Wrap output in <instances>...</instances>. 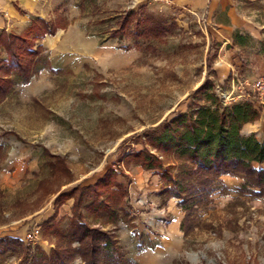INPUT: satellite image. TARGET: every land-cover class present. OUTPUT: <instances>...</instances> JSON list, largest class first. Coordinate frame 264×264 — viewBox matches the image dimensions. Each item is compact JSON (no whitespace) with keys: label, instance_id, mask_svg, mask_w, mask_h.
<instances>
[{"label":"rangeland","instance_id":"obj_1","mask_svg":"<svg viewBox=\"0 0 264 264\" xmlns=\"http://www.w3.org/2000/svg\"><path fill=\"white\" fill-rule=\"evenodd\" d=\"M171 1L58 0L48 14L37 16L56 31L40 42L44 49L29 81L16 83L0 102V236L22 237L38 228L39 239L52 247L56 229L65 230L70 215L68 199L54 200L58 192L91 182L110 167L137 166L122 164L125 155L141 148L135 135L204 103V94L191 91L206 77L214 89L221 86L222 104L248 102L259 108L258 119L242 125L239 133H253L264 143V101L243 83L246 77L215 81L220 43L204 16ZM129 10L165 17L177 27L159 39L136 41L128 30L111 36ZM5 58L0 49V65ZM44 149L63 158L69 175L50 170ZM227 186L218 185L196 203L176 236L157 232L160 251L167 247L170 252H162L153 264H264V195ZM81 212L86 214L85 204ZM53 213V227L45 229ZM118 213L123 221L129 217L124 209ZM164 214L172 218L169 211ZM18 257V251H7L0 254V264H13Z\"/></svg>","mask_w":264,"mask_h":264},{"label":"trees","instance_id":"obj_2","mask_svg":"<svg viewBox=\"0 0 264 264\" xmlns=\"http://www.w3.org/2000/svg\"><path fill=\"white\" fill-rule=\"evenodd\" d=\"M140 14L139 10L126 11L109 34L119 37L120 32L128 30L136 41L140 37L159 39L172 34L177 27L174 21L167 22L165 17L146 12L143 16ZM55 31L56 27L50 21L37 17L20 34L0 32V49L6 56L0 65V102L16 83L29 81L44 49L40 42ZM208 68V72H213L211 65ZM214 88L206 77L191 91L204 94L205 102H196L185 111L135 135L141 148L133 149L122 161L124 166L134 164L156 172L166 186L162 193L167 198L178 199L177 206L184 213L183 219L218 185L225 186L221 180L224 175L243 179L238 192L254 197L264 195V168L254 165L264 163V143L256 140L253 133L247 136L239 133L242 125L258 119L260 110L248 102L224 105ZM43 152L52 159L47 161L52 172L69 175L61 156L45 149ZM169 157L172 162L165 161ZM172 169H176L175 173ZM122 173L120 167H110L92 184H76L58 192L54 200L72 199V206L66 229H56L55 242L47 252L39 246L25 245L19 237L2 235L0 254L18 251V260L13 264H73L75 258L83 264H137L124 257L113 231L86 220L89 215H105L106 221L111 222L117 219V212L123 209L127 197V185L117 180ZM82 204L87 209L85 215L81 212ZM53 219L54 213L44 221L45 229L53 227Z\"/></svg>","mask_w":264,"mask_h":264},{"label":"crops","instance_id":"obj_3","mask_svg":"<svg viewBox=\"0 0 264 264\" xmlns=\"http://www.w3.org/2000/svg\"><path fill=\"white\" fill-rule=\"evenodd\" d=\"M57 1L0 0V32L24 30L33 18L44 17L51 10L50 8L57 7ZM171 2L179 8L194 11L206 18L205 24L214 39L220 43L217 53L219 60L214 66L216 82L226 84L233 81L235 76L250 79L252 76L264 75V0H172ZM237 69L241 70L242 76L238 75ZM254 165L257 168H264V163ZM122 172L117 176V180L127 185V197L123 209L139 194L147 196L158 208L149 212L146 209L143 217L137 221L130 216H126L127 220L123 221L119 213L114 222L106 221L104 216L97 217L96 220L92 218L87 220H92V225L113 231L124 257L134 260L137 264H153L162 252L166 250L170 252L167 247L161 252L156 244L159 242L157 232L163 233L164 230L158 223V209L171 213L172 218L169 219L166 227L170 231L164 230L169 236L177 235L175 231L179 228L183 213L177 207V198L166 199L160 193L166 186L161 183L154 171L135 166L124 168ZM99 177L101 175L86 184L94 183ZM221 180L225 186L230 185L235 188L240 187L243 182L239 177L228 175L222 176ZM66 201L70 210L72 199ZM23 235L19 238L22 239ZM142 241L150 245L146 244V246ZM38 246L46 252L51 248L43 239ZM77 260V264H83L79 259Z\"/></svg>","mask_w":264,"mask_h":264},{"label":"built area","instance_id":"obj_4","mask_svg":"<svg viewBox=\"0 0 264 264\" xmlns=\"http://www.w3.org/2000/svg\"><path fill=\"white\" fill-rule=\"evenodd\" d=\"M152 1H159L161 3H167L168 0H152ZM244 84L249 85L251 87L252 92L256 95L258 101H264V75L256 78L254 81L249 82L247 79L242 80ZM221 86L217 84L216 92L218 95H222V91L220 90ZM158 206L153 202L150 201L147 196L139 194L136 196L128 205L124 207L125 212L128 216L133 217L134 220H138L139 218L143 217L146 209L148 212L151 210H156ZM160 212L158 215V223L159 226L166 230L167 223L169 219L167 218L164 209H158ZM22 240L25 244L30 245L32 248L38 246L40 243L39 239V230L38 228H32L28 232L23 235Z\"/></svg>","mask_w":264,"mask_h":264},{"label":"bare ground","instance_id":"obj_5","mask_svg":"<svg viewBox=\"0 0 264 264\" xmlns=\"http://www.w3.org/2000/svg\"><path fill=\"white\" fill-rule=\"evenodd\" d=\"M245 130H247V131H248V130H249V127H248V126H245Z\"/></svg>","mask_w":264,"mask_h":264}]
</instances>
